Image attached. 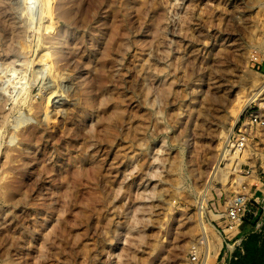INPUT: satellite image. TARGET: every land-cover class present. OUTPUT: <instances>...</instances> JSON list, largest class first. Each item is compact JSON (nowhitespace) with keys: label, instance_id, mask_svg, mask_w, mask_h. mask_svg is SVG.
I'll return each instance as SVG.
<instances>
[{"label":"rangeland","instance_id":"1","mask_svg":"<svg viewBox=\"0 0 264 264\" xmlns=\"http://www.w3.org/2000/svg\"><path fill=\"white\" fill-rule=\"evenodd\" d=\"M263 166L264 0H0V264H219Z\"/></svg>","mask_w":264,"mask_h":264},{"label":"crops","instance_id":"2","mask_svg":"<svg viewBox=\"0 0 264 264\" xmlns=\"http://www.w3.org/2000/svg\"><path fill=\"white\" fill-rule=\"evenodd\" d=\"M258 207L225 237L219 264H264V166L258 176Z\"/></svg>","mask_w":264,"mask_h":264},{"label":"bare ground","instance_id":"3","mask_svg":"<svg viewBox=\"0 0 264 264\" xmlns=\"http://www.w3.org/2000/svg\"><path fill=\"white\" fill-rule=\"evenodd\" d=\"M263 88V87H262ZM237 140H240V139H236V141ZM228 143L231 145V143H232V141H229L228 140ZM235 144H239V147H242L243 146V143H241V142H237V143H235ZM234 145V144H233ZM225 152H226V155L227 156H231V155H234V154H231V155H228L229 153H230V151H229V149H226L225 150ZM240 153V152H239ZM239 155V154H238ZM235 156V155H234ZM234 156H232V157H234ZM241 157V156H240ZM231 158V157H230ZM232 163H233V161H232ZM236 164V161H234V165ZM234 165H233V168H234ZM236 167H237V165H236ZM233 168H232V170H233ZM227 172V171H226ZM229 172V171H228ZM225 174V173H224ZM223 174V175H224ZM225 176H226V174H225ZM201 221V220H200ZM201 223V222H200ZM204 224V223H203ZM206 228H207V226L206 225H202V231H203V233L205 232V230H206ZM205 239V238H204ZM207 240V239H206ZM204 241V240H203ZM205 244H206V242H205ZM207 246V254H206V258L204 259V261L202 262V264H206V262H207V259H208V257L210 256V253H209V250L211 251V250H213V251H215L216 250V248L218 249L219 248V245L218 246H212V248H211V246L210 245H206ZM212 253H214V252H212Z\"/></svg>","mask_w":264,"mask_h":264},{"label":"built area","instance_id":"4","mask_svg":"<svg viewBox=\"0 0 264 264\" xmlns=\"http://www.w3.org/2000/svg\"><path fill=\"white\" fill-rule=\"evenodd\" d=\"M228 217L231 221L239 223L241 221L242 214H239L238 211H232L228 214Z\"/></svg>","mask_w":264,"mask_h":264}]
</instances>
